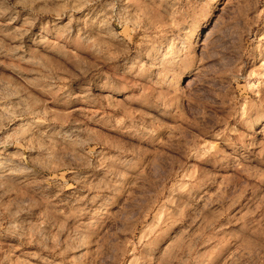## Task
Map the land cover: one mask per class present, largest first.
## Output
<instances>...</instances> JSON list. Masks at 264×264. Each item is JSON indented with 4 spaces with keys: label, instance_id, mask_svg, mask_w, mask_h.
I'll use <instances>...</instances> for the list:
<instances>
[{
    "label": "rangeland",
    "instance_id": "obj_1",
    "mask_svg": "<svg viewBox=\"0 0 264 264\" xmlns=\"http://www.w3.org/2000/svg\"><path fill=\"white\" fill-rule=\"evenodd\" d=\"M0 264H264V0H0Z\"/></svg>",
    "mask_w": 264,
    "mask_h": 264
}]
</instances>
